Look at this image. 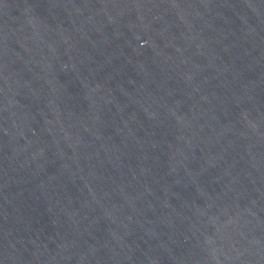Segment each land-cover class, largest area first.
Here are the masks:
<instances>
[{
	"label": "water",
	"instance_id": "1",
	"mask_svg": "<svg viewBox=\"0 0 264 264\" xmlns=\"http://www.w3.org/2000/svg\"><path fill=\"white\" fill-rule=\"evenodd\" d=\"M0 264H264V0H0Z\"/></svg>",
	"mask_w": 264,
	"mask_h": 264
}]
</instances>
